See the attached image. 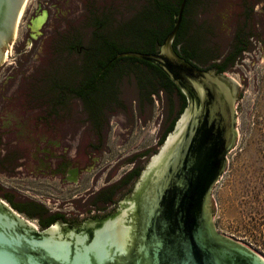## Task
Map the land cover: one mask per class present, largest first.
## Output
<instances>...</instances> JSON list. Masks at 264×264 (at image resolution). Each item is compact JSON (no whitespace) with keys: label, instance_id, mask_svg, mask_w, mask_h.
I'll return each mask as SVG.
<instances>
[{"label":"flooded vegetation","instance_id":"1","mask_svg":"<svg viewBox=\"0 0 264 264\" xmlns=\"http://www.w3.org/2000/svg\"><path fill=\"white\" fill-rule=\"evenodd\" d=\"M165 1H19L14 32L24 31L14 48L16 36L2 48L5 58L11 49L17 58L0 70V206L34 231L91 234L109 220L126 236L138 233L151 208L191 181L192 168L222 133L213 89L198 94L160 67L157 84H149L147 69H134L132 58L143 67L148 60L122 54L148 53V44L154 53L172 23ZM194 1L173 50L199 71L236 83L237 61L264 46L258 0L219 1L210 18L192 10L204 0ZM244 17L256 29L233 39ZM150 125L151 140L144 133ZM231 147L207 193L221 234L211 197ZM108 154L115 158L101 164Z\"/></svg>","mask_w":264,"mask_h":264},{"label":"water","instance_id":"2","mask_svg":"<svg viewBox=\"0 0 264 264\" xmlns=\"http://www.w3.org/2000/svg\"><path fill=\"white\" fill-rule=\"evenodd\" d=\"M19 1L0 0L2 72L14 66L17 58L14 49L6 58L5 52L2 56V48L8 46L10 49L16 36L11 45L14 48L20 32L24 31L21 27L17 35L14 32ZM185 1L180 0L172 27L162 42L155 46L154 53L128 51L122 54L155 63L172 78L177 76L183 80L198 94L201 90L213 89L219 96L222 133L204 154L203 160L192 168L191 181L178 183L180 191L171 189L158 208L153 207L146 213L141 230L127 236L123 230L112 228L109 220L91 234L71 231L62 234L53 230L36 232L0 206V264H264V259L253 249L217 232L206 208L210 185L222 168L225 151L236 138L233 98L238 87L228 76L218 78L199 71L173 50L171 42L178 31ZM219 1L223 4L225 0H204L205 5L199 7L201 4H195L192 10L200 9L204 17L210 18L211 7ZM257 12V17L264 21V0H258ZM225 35L222 31L216 37L223 40ZM263 51L264 46L261 54ZM152 111L155 115V104ZM154 132V125H150L144 133L151 140ZM135 133H142L140 126L136 125ZM114 158L112 154L103 155L100 163L108 165ZM174 168L175 165L171 172ZM167 186L165 182L162 187L165 189ZM211 203L214 212L212 199Z\"/></svg>","mask_w":264,"mask_h":264},{"label":"rangeland","instance_id":"3","mask_svg":"<svg viewBox=\"0 0 264 264\" xmlns=\"http://www.w3.org/2000/svg\"><path fill=\"white\" fill-rule=\"evenodd\" d=\"M231 76L238 87L234 101L235 141L225 169L212 189V219L218 230L264 259V51L244 55Z\"/></svg>","mask_w":264,"mask_h":264},{"label":"trees","instance_id":"4","mask_svg":"<svg viewBox=\"0 0 264 264\" xmlns=\"http://www.w3.org/2000/svg\"><path fill=\"white\" fill-rule=\"evenodd\" d=\"M179 2L180 0H177L175 3H172V2H167V0L165 1L164 5H165V12L166 14H169V15H172V23H170L169 27L166 28L165 32L166 34L169 32V30L171 29L172 27V24L175 20L174 18V15L175 13L177 12V9H178V5H179ZM195 1L194 0H186L185 1V5H184V8H183V13L188 11L190 9V6L194 3ZM203 2H200L199 4H201L200 6L202 5H205L204 3L202 4ZM251 10V8L249 7L248 11ZM183 13H182V18H181V22H180V25H179V29L178 30H182L185 28V22L186 20L183 19ZM253 28H255V25H254V22L253 23H250L248 24L246 22V19L245 17L242 19L241 21V24L238 25L237 28L234 29L233 31V34H232V37L233 39H238V37H245L248 38L250 35H252L253 33ZM256 29V28H255ZM154 33L152 32V30H150L149 32V36H153ZM233 41V40H231ZM145 47H147V51L148 53L150 52H153V49H154V45L152 44H148L146 45ZM132 61H133V68H146V73H147V78H148V83L149 84H157L158 82V78H159V73H160V70H159V67L151 62V61H147L145 64V67L141 66V61L140 60H137L135 58H132ZM232 61H234V58H232ZM231 61V62H232ZM105 61H101V65L102 67L105 66ZM109 68H112V61L110 64H107L104 69H109ZM137 78H140V77H137ZM264 225V222L262 223ZM253 236V240L256 241V242H259L260 244H264V234L260 235V236H256V235H252Z\"/></svg>","mask_w":264,"mask_h":264}]
</instances>
